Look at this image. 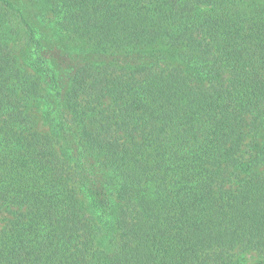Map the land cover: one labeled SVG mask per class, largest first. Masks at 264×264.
Instances as JSON below:
<instances>
[{
    "label": "trees",
    "instance_id": "trees-1",
    "mask_svg": "<svg viewBox=\"0 0 264 264\" xmlns=\"http://www.w3.org/2000/svg\"><path fill=\"white\" fill-rule=\"evenodd\" d=\"M0 264H264V0H0Z\"/></svg>",
    "mask_w": 264,
    "mask_h": 264
}]
</instances>
